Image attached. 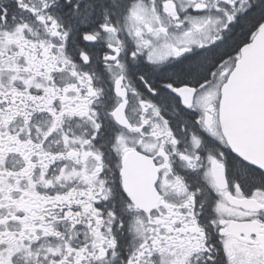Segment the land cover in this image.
<instances>
[{
	"label": "snow or ice",
	"instance_id": "6c2138e0",
	"mask_svg": "<svg viewBox=\"0 0 264 264\" xmlns=\"http://www.w3.org/2000/svg\"><path fill=\"white\" fill-rule=\"evenodd\" d=\"M0 264H264V0H0Z\"/></svg>",
	"mask_w": 264,
	"mask_h": 264
}]
</instances>
